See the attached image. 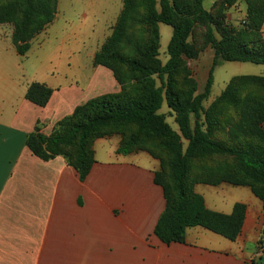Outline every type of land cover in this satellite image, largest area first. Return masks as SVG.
I'll list each match as a JSON object with an SVG mask.
<instances>
[{"label": "trees", "instance_id": "1", "mask_svg": "<svg viewBox=\"0 0 264 264\" xmlns=\"http://www.w3.org/2000/svg\"><path fill=\"white\" fill-rule=\"evenodd\" d=\"M205 1L123 0L112 34L94 59L96 66L112 71L121 91L89 100L60 121L51 135L36 131L27 142L42 160L64 157L81 182L95 163L93 144L99 138L120 135L119 154L144 151L159 160L155 183L164 191L166 207L155 235L166 245L183 243L187 229L197 226L232 241L240 235L246 206L236 204L231 215L209 210L195 192L197 184L247 186L264 206V77L233 78L205 107L219 60L264 65V0H247L246 26L239 30L225 24L224 11L233 0H221L215 12L204 7ZM57 9L58 0H0V25H13L19 55H26L31 41L54 22ZM160 24L173 29L165 64L159 59ZM198 25L206 27L204 42L215 52L201 93L187 65L199 55L190 42ZM52 94L47 85L35 82L26 97L45 107ZM164 103L178 131L160 113ZM228 111H234V121L227 120ZM226 125L229 138L220 140ZM215 158L232 163L216 166Z\"/></svg>", "mask_w": 264, "mask_h": 264}, {"label": "crops", "instance_id": "2", "mask_svg": "<svg viewBox=\"0 0 264 264\" xmlns=\"http://www.w3.org/2000/svg\"><path fill=\"white\" fill-rule=\"evenodd\" d=\"M63 5L58 0L54 22L31 41L26 55L13 43L12 56H0V264H264V206L250 187H195L209 210L231 215L236 204L246 206L236 240L197 226L187 229L183 243L166 245L155 235L166 207L155 183L160 162L149 153L122 155L120 135L99 138L93 144L95 163L81 182L64 157L45 161L30 150L29 134L49 136L78 106L121 91L112 71L94 64L110 33L85 59L80 49L73 52L62 84L57 66H43L48 56L34 66L40 75L30 77L25 59L34 44L37 53L44 52L71 33L66 16L60 22ZM0 29L12 38V31ZM88 37L78 36L81 48ZM35 82L53 90L45 107L26 97Z\"/></svg>", "mask_w": 264, "mask_h": 264}, {"label": "rangeland", "instance_id": "3", "mask_svg": "<svg viewBox=\"0 0 264 264\" xmlns=\"http://www.w3.org/2000/svg\"><path fill=\"white\" fill-rule=\"evenodd\" d=\"M63 12L60 17V22H64V17L67 18V26L70 28V34L63 43L57 45H49V50L37 53L38 45L34 44L33 50L30 52L28 58L25 59V63L28 66V74L31 78L38 77L40 75L35 71V65L38 60L43 57H47L44 61L43 66L48 67L50 64L58 67L59 76L57 77L62 84L65 81L64 72L67 70V60L73 54V52L80 49L81 56L85 59L88 53L91 51L97 43L102 44L105 41L106 35L112 34V28L117 22L122 10H123V0H62ZM234 2L226 6L225 24L227 28L231 29H242L246 26V21L248 17V2L247 0H233ZM222 4L221 0H206L204 2V7L215 12L218 7ZM58 12V9H57ZM64 16V17H63ZM86 16V17H84ZM4 34L12 35L14 32V27L11 24L0 25ZM92 27L94 32H92ZM109 27V29H108ZM161 42H160V56L159 59L165 64L168 59V44L173 35L172 27L160 24ZM134 30L139 35V27H135ZM205 31L206 27L203 25H198L193 38L190 42L194 43L199 49V55L196 59L187 60V65L192 72V77L197 81L199 86V92H203L205 85L208 80V75L215 58V52L211 46L205 44ZM69 33V32H67ZM83 34V35H82ZM261 34L264 37V25L261 30ZM109 35V36H110ZM74 36L77 38V43H74ZM78 36L84 37L89 36L86 39V47L84 46V41L79 40ZM107 40V39H106ZM105 43V42H104ZM103 43V44H104ZM102 44V46H103ZM101 46V47H102ZM101 49V48H100ZM99 49V51H100ZM49 51V52H46ZM98 51V52H99ZM97 52V53H98ZM5 54L9 56L13 54V41L10 35H3L0 29V56ZM89 60V59H88ZM52 62V63H51ZM73 72V71H71ZM76 75L78 76V72ZM84 76V73H81ZM86 74V73H85ZM29 76V75H28ZM240 76H262L264 77V65H256L253 63H241V62H227L219 60L215 71H214V84L212 87V92L209 99L205 102V107L209 108L210 105L215 102L222 93L226 90L228 85L231 83L232 79ZM83 82V78L80 79ZM170 108L166 103L163 104L160 113L167 115V122L171 127L178 131V125L175 122V117L169 114ZM226 118L229 122L235 120L234 111H228ZM264 127V126H263ZM229 125H226V132L218 136L220 140H228L229 138ZM212 163L216 166L232 163V160L215 158ZM225 183V182H224ZM199 185V184H197ZM196 185V186H197ZM206 185V184H205ZM195 186V187H196ZM194 187V189H195Z\"/></svg>", "mask_w": 264, "mask_h": 264}]
</instances>
